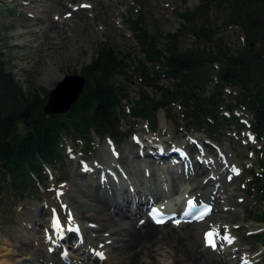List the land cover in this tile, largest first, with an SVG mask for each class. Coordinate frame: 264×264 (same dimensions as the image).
<instances>
[{"label": "rangeland", "instance_id": "1", "mask_svg": "<svg viewBox=\"0 0 264 264\" xmlns=\"http://www.w3.org/2000/svg\"><path fill=\"white\" fill-rule=\"evenodd\" d=\"M24 1L0 0V52L4 55V60L7 63L6 70L13 74L15 80L23 88L27 91L31 89L38 90L41 98H44L46 93L49 95L64 77L73 74L82 75L84 69L96 56L99 46L109 42L119 49L121 55L127 56V62L131 65L130 69L126 70L127 75L118 78L119 83L123 84L128 91L129 97L120 110L121 131L115 137V143L111 142L107 136L100 141L95 135L93 136V142L86 147L84 141L72 142L71 138L63 139L65 151L63 162L56 165L55 168L46 167L45 174L47 177L44 182L39 184L40 192L35 193L36 196L21 200L16 198L10 190L0 192V234L13 240L23 206L29 204L32 208H39L48 195L54 193L55 190L62 191L66 189L65 195L58 193L57 197H61V201L64 203L69 200L68 202L72 204L73 213L80 216L81 214L90 216V214L93 215L99 211L100 206L88 200L85 196L87 193L99 192V187L93 188L91 182L83 177L84 167L93 164L95 161L98 163L104 162L110 169H113L110 177L118 179L113 187H116L115 189L119 193L123 191L122 193L125 194L130 187H133L134 175L132 176L131 170L134 168V171L138 172L134 179L141 184L144 193H152L151 190L147 189L149 182L157 180L160 183V180H163L166 183L164 185L165 189L161 188L159 190L161 198L157 201L163 204L168 203L169 206L174 208L181 207L184 202L185 188L194 189L203 182L204 178L194 182L185 178L180 172H172L170 168H167L166 171L159 170L145 156L137 157L142 154L143 146H140L136 151L135 141L144 136L161 143L160 145L165 148H170L163 145L162 142L171 135H175V138L173 137L170 141L172 142L171 146L174 147L179 142L182 144L187 143L186 149L189 150L195 146L192 145V140L186 139V136H189L192 139L202 140L200 141L201 151L198 152L197 148V153H194L197 160H202L203 154H205L208 160L218 162L223 159L219 154L223 152L226 153L227 160L234 159V163L241 168L233 182L227 185L228 195L234 194L229 199V204H235V207L233 206L234 211L222 207L217 208L213 204L215 211L207 219L210 223L222 227V230H218L216 235L218 239L223 241L222 248L220 246L218 247L220 250H218L214 247L215 251L209 257H223L226 252L242 248L243 253L238 254L240 258L249 256L250 264H264V244H258L257 240L252 238L256 234L264 233V224L254 221L258 212L264 209V203H261V196L257 191L252 192L253 183L251 181L253 174L258 172L259 164L264 157V146L261 147L254 135L247 130L253 120L250 112L243 106L238 107L232 115L226 112L228 114L226 118L228 121L226 122L231 123L229 126L222 132L211 128L204 129L202 133H198L195 129L186 125V119L177 104L168 107L166 111H164L165 109H159L156 122L136 119L128 113L138 101L142 90H146L156 101L161 100L162 97V92L155 87L143 85L139 74L133 71L135 68L133 60L138 61L144 57L134 34L130 30V20H136L143 13L146 18L147 29L152 36L157 38L161 49H165L168 43V35L172 34L178 35L182 49H190L198 43L188 31L181 33L182 26H185L181 15L187 10L195 11L201 6L203 0H143V6L138 0H79L74 5L78 8L88 9V20L86 22L70 18L73 6L70 7L71 4L65 10L66 12L60 16V9L57 10L56 3L54 4L48 0H38L33 4V7L35 6L33 10L38 15L36 20L50 15V19L52 17L51 20L58 22L59 26L66 25L64 27L66 34L63 38L67 37V39L63 45L56 46L59 41L53 39L50 41L52 44L50 47L44 45L45 38L40 32L37 33L38 28H35V31L33 29L32 33L24 37L17 35L21 30L20 23L27 20V7L29 6ZM84 4H87V6H84ZM95 5L96 8L94 9ZM210 20L217 31V37L223 38L233 52L242 47L244 38L238 35V33L240 34L239 29L224 27L220 10L213 8L210 12ZM198 22L200 24L204 23V18L199 19ZM200 46L208 50L207 45L201 44ZM148 66L153 70L149 63ZM13 70H19L18 74H20L15 77ZM216 73L217 67L212 69V78ZM60 74L63 76L62 78H60ZM47 77L48 79H46ZM156 85L169 86V82L165 77H162L156 82ZM206 88L210 92L213 90V85L208 83ZM43 89L46 92L42 91ZM227 92L228 94H236V90L234 91L231 88H228ZM226 105H237L234 97H228ZM26 122L25 115L24 118L19 119L15 138H21L28 132L30 124ZM241 122L246 124L245 128H243ZM151 149L156 150L153 147ZM251 149L254 151L252 152ZM170 150L172 151V148ZM104 151L107 152L108 156H100ZM120 155L127 157V159H122ZM166 165H171V163L167 162ZM126 185L130 186L126 188ZM174 188L175 191H173ZM237 200H242V202H237ZM141 204H136L133 210L138 213L142 211L144 208ZM45 218L46 216H41L42 226L36 227L33 233L43 234ZM192 226L190 233L186 231L187 238L183 236L182 239L167 241L162 244L163 246L157 247L156 250L159 252L154 253L158 255L156 264H172L178 249L187 253L195 244H200L199 239L203 235L196 233L198 225L193 224ZM226 236L229 239H225ZM94 237L93 235V239ZM96 241H99V239H96ZM103 242L100 240L98 243L104 245ZM92 245L95 248L97 247L95 243ZM60 252H62L61 249ZM2 254L6 255L8 251L3 250ZM1 257L2 261L6 259L5 256ZM108 257V262L103 260L100 264L124 263L120 259L117 250L109 252Z\"/></svg>", "mask_w": 264, "mask_h": 264}, {"label": "trees", "instance_id": "2", "mask_svg": "<svg viewBox=\"0 0 264 264\" xmlns=\"http://www.w3.org/2000/svg\"><path fill=\"white\" fill-rule=\"evenodd\" d=\"M138 1L143 6V0ZM213 8L220 10L224 27L238 28V35L244 38L242 47L235 52L217 37L210 20ZM181 16L185 23L181 33L188 31L198 43L190 49H182L174 34L168 35V43L161 49L157 38L148 31L143 13L130 20V30L144 57L133 60V71L143 85L155 87L162 97L156 101L142 90L128 113L136 119L156 122L159 109L166 111L177 104L188 127L198 133L211 128L222 132L231 124L226 122L225 112L232 115L243 106L253 116L249 130L264 146V0H203L195 11L187 10ZM202 18L205 22L200 24L198 20ZM127 59L109 42L99 46L82 73L87 81L83 95L70 113L53 116L43 113L48 93L41 98L38 90L23 88L6 70L7 63L0 52V192L10 190L21 200L36 196L39 184L47 177L46 167L55 168L63 162V139L84 141L85 147L93 142L94 135L100 140L107 136L116 141L121 131L120 110L129 97L118 81L131 67ZM162 77L169 86L156 85ZM208 83L213 85L210 92ZM228 88L236 90V94H228ZM228 97H234L237 105H226ZM25 113L30 115L26 122L30 127L25 136L15 138L17 123ZM252 177V191H257L264 203V157L259 172ZM254 220L264 224V209ZM254 239L264 244V234Z\"/></svg>", "mask_w": 264, "mask_h": 264}, {"label": "bare ground", "instance_id": "3", "mask_svg": "<svg viewBox=\"0 0 264 264\" xmlns=\"http://www.w3.org/2000/svg\"><path fill=\"white\" fill-rule=\"evenodd\" d=\"M36 1L38 0L24 1L26 2L25 4L29 6L27 7V20L20 23L21 30L17 35L24 37L32 33L33 29L35 31V28H38L39 31H37V33L40 32L43 38H45L44 45L48 47L52 46L50 41L53 39L59 41L56 46L60 44L63 45L67 39V37L63 38L66 34L64 29L66 25L63 24L64 26H59L58 22L51 20L52 17L50 19V15L45 18L39 16L40 19L36 20L38 15H36L33 10L35 7H33V4ZM48 1H52L54 4L56 3L57 10L60 9V11L58 10L60 16L62 13L66 12L65 10L68 9L69 4H71L70 7L73 6L71 8L72 13L70 14V18H75L83 22L88 20V9L78 8L74 5L79 0ZM84 6H87V4H84ZM90 7L92 8V6ZM95 8L96 5L94 6V9ZM70 22L72 23V21ZM47 33H49L48 36H46ZM18 72L19 70H13L15 77L20 74H18ZM48 77L50 78V75ZM48 77L46 79H48ZM62 77L63 76L60 74V78ZM173 137L175 138V135H171L162 142L163 145L172 148V151L170 148L163 147L160 145L161 143L151 138L149 139L144 136L139 137V143L135 144V146L137 147L136 151L140 146H143L142 154L140 156H134L138 158L145 156L150 160V163L155 164L159 170L166 171L167 168H170L172 172H180L185 178L193 180L194 182L204 178L203 182L194 189L185 188L183 197L186 199V202L192 199L195 202L197 201V204H200V200L203 199L208 204H215L217 208L222 207L223 209L234 211L233 206L235 207V204H229V199L234 196V194H231V196L228 195L229 190L227 189V185L233 182L236 174L241 170V168L234 163L235 160L230 158V160H227L226 153L220 152L219 154L223 159L218 162H212L208 160L206 155L202 152L204 155L202 160L194 161L192 157L194 153H197V148L198 152L201 151L200 141L202 140H197L196 138L192 139L186 136V139L192 140V145H195L188 150L186 149L187 143L182 144L179 142L177 145H174V147L171 146L172 142L170 141H172ZM152 147L157 151L151 149ZM176 147L183 151L185 150L184 152L187 155L181 159L177 158L173 155V149ZM104 155L108 156L106 151L100 154V156ZM120 156H118V158H120ZM121 158L127 159L125 156H121ZM170 160H176V162L173 165H166L167 162L170 163ZM84 168L83 177L91 182L93 188H100V191H97V193L86 192L87 194L85 195L88 200L100 206L99 211L93 215L90 214V216H85L83 214L80 216L79 214L73 213L72 204L68 202L69 200L64 203L61 201V197H57L58 193L65 195L66 189L62 191L55 190L54 193H50L39 208H32L29 204H25L20 212V220L18 226L15 228L13 240L6 235L3 236L0 234V258H2L1 256L6 257L4 261L0 259V264H100L102 260L100 257L101 254L106 255L105 260L108 262V253L113 250H117L119 253L120 259L124 261L122 264H156V262H158V255L155 254L159 252L156 250L158 246H163L162 244L167 241L182 239L183 236H188L186 235V231H189V233L192 231L193 224L188 221H176L183 212L182 209L180 210V207L177 208L176 212H167L165 214V216L170 217L169 215L175 214L177 216L176 213H178L179 217L171 218L170 221L163 226L161 223H157L155 219L152 220L149 214L146 213L143 215V212L138 213L133 210V207L142 201H144V203L141 205L145 208L149 205L151 198H156L161 195L159 190L161 188L165 189L164 185H166L163 180H160V183H158L157 180L155 182H149L147 189L151 190L152 193H144L141 184L134 179V177L138 175V172L136 173L134 168H132V176L134 175L133 187H130L129 191L125 194L122 193L123 191L115 193L116 187L113 186H115L116 180L110 177L113 169H110L104 162L98 163L97 161ZM143 172L145 171L143 170ZM207 174L208 176H206ZM129 186L130 185H126V188ZM167 186L169 185L167 184ZM107 187H111V197L105 194L107 191L105 189ZM86 189H88V187H86ZM173 191H175V188ZM237 202H242V200H237ZM214 211L215 210H213V212ZM41 216H46L45 230L43 234L37 235L33 232L36 230V227L42 226ZM143 216H145V218L142 222L141 218ZM57 218H59L60 222L59 228L54 226ZM72 226L76 228L80 238L76 237L74 234L65 233V230ZM214 230H222V227L214 225L207 220L198 225L196 233L203 235L199 239L200 244L197 242L198 244H195L187 253L178 249L172 264L251 263L249 256L243 258L238 256L239 253H243L242 248L226 252L223 257H209L215 250L208 245L205 237L207 233ZM65 235L66 240H60V238L63 239ZM93 235L95 236L94 239ZM96 239L102 242L104 241L103 243L105 244L99 245V241H96ZM93 243L97 245L96 248L92 245ZM219 244L220 245H217V247L223 244V241L220 239ZM60 249L62 252H60ZM217 249L220 250V248ZM3 250H7L8 254H2ZM68 250L70 252H68V255L65 257L64 251Z\"/></svg>", "mask_w": 264, "mask_h": 264}, {"label": "water", "instance_id": "4", "mask_svg": "<svg viewBox=\"0 0 264 264\" xmlns=\"http://www.w3.org/2000/svg\"><path fill=\"white\" fill-rule=\"evenodd\" d=\"M86 84V78L79 74L64 77L49 93L43 113L53 116L70 113L82 96ZM25 118H30L29 113H25Z\"/></svg>", "mask_w": 264, "mask_h": 264}, {"label": "snow or ice", "instance_id": "5", "mask_svg": "<svg viewBox=\"0 0 264 264\" xmlns=\"http://www.w3.org/2000/svg\"><path fill=\"white\" fill-rule=\"evenodd\" d=\"M188 205H189V208L191 209L192 207L195 206V201H191V200H190V201L188 202ZM205 214H207V211H205L204 213H202V215H201L200 217H197V218H198V219L203 218V215H205ZM156 222H157V223H161V222H163V221L157 219ZM54 226L57 227V228L60 227V222H59L58 219L55 221ZM213 235H214V233H207V234H206V237H205L206 242H207L208 245L211 246V247H215V241H214V239H213ZM225 239H229V238L226 236ZM229 242H230V240H229ZM101 255H102V254H101Z\"/></svg>", "mask_w": 264, "mask_h": 264}]
</instances>
